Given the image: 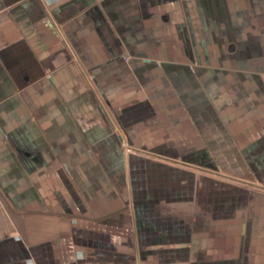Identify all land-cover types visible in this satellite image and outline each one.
<instances>
[{"label":"crops","instance_id":"1","mask_svg":"<svg viewBox=\"0 0 264 264\" xmlns=\"http://www.w3.org/2000/svg\"><path fill=\"white\" fill-rule=\"evenodd\" d=\"M0 264H264V0H0Z\"/></svg>","mask_w":264,"mask_h":264}]
</instances>
